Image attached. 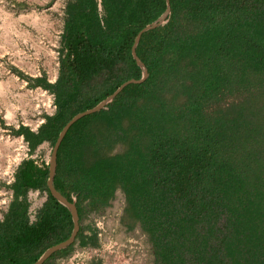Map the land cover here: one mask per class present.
<instances>
[{"label":"trees","instance_id":"obj_1","mask_svg":"<svg viewBox=\"0 0 264 264\" xmlns=\"http://www.w3.org/2000/svg\"><path fill=\"white\" fill-rule=\"evenodd\" d=\"M168 2L164 22L135 46L146 78L75 120L58 144L52 185L74 203L78 230L41 264L75 245L97 247L85 220L116 189L120 221L145 234L151 264H264V0ZM164 8V0H65L55 80L14 70L54 97L35 132L9 127L29 154L44 141L51 148L74 114L140 77L130 46ZM47 173L39 156L16 166L0 264H30L69 236L70 214L48 193ZM28 188L46 193L31 223Z\"/></svg>","mask_w":264,"mask_h":264},{"label":"rangeland","instance_id":"obj_2","mask_svg":"<svg viewBox=\"0 0 264 264\" xmlns=\"http://www.w3.org/2000/svg\"><path fill=\"white\" fill-rule=\"evenodd\" d=\"M64 3L65 0H0V219L11 197L7 186L18 163L33 157L31 154L48 156L43 162H49L48 142H42L29 154L22 136L12 135L9 127L22 125L36 131L45 116L55 111L53 94L30 86L14 70L29 77L44 74L50 83L55 80ZM45 196L44 191L28 190L29 219L35 220ZM122 207V193L116 189L109 204L85 220L91 224L98 246L75 245L69 256L54 264H90L94 258L102 264H151L145 234L137 224L127 228L121 223Z\"/></svg>","mask_w":264,"mask_h":264},{"label":"water","instance_id":"obj_3","mask_svg":"<svg viewBox=\"0 0 264 264\" xmlns=\"http://www.w3.org/2000/svg\"><path fill=\"white\" fill-rule=\"evenodd\" d=\"M165 2V8L164 10L160 13V15L153 21H151L150 23L146 24L145 26H143L140 30H138L133 38L132 44L130 46V54L135 62V64L140 68V77L138 79H128L124 82H122L120 85H118L115 90L110 93L108 96H106L104 99H102L101 101H99L97 104H95L93 107L83 110L81 112H78L76 114H74L60 129V131L57 134V137L51 147L50 150V155H49V162H48V173H47V179L45 181L46 184V188L48 193L59 203H61L63 206H65V208L68 210L69 214H70V218H71V222H72V228L70 231L69 236L48 247L47 249H45L43 251V253L32 263L30 264H41L51 253H53L54 251L60 250L62 248L67 247L68 245H70L72 243V241L74 240V237L76 235V232L78 230V219H77V213H76V209L74 206L73 202H68L52 185V178H53V174H54V168H55V153H56V149L58 147V144L61 140V138L63 137L64 133L66 132L67 128L78 118L96 112L98 110H100L101 108H103L105 106V104H107L108 102H110L113 97L127 84L129 83H140L142 82L147 75V71L146 68L144 66V64L140 61V59L137 57V55L135 54V46L139 40V37L141 35L142 32L150 30L155 28L157 25L161 24L164 22L168 12H169V2L168 0H164Z\"/></svg>","mask_w":264,"mask_h":264},{"label":"crops","instance_id":"obj_4","mask_svg":"<svg viewBox=\"0 0 264 264\" xmlns=\"http://www.w3.org/2000/svg\"><path fill=\"white\" fill-rule=\"evenodd\" d=\"M29 129H30V128H29ZM30 130H31V129H30ZM31 131H33V130H31ZM33 132H35V131H33ZM33 152H34V151H33ZM31 156L35 157V156H37V155H35V154L32 155V154H31ZM45 158H48V156H45V155H42V156H41V160H42V161H44ZM29 189H34V188H28L27 191H26V193H25V199H26V201H27V203H28L27 211H26V216H27L28 222L31 223V222H33V221H30L29 216H28V208H29L30 202H29L28 197H27V192H28ZM37 190H38V189H37ZM10 196H11V194H10ZM45 199H46V196H45ZM45 199H44L43 201H41L40 206H41L42 203L45 201ZM39 208H40V207H39ZM38 210H39V209H38ZM1 218H2V217H1Z\"/></svg>","mask_w":264,"mask_h":264},{"label":"bare ground","instance_id":"obj_5","mask_svg":"<svg viewBox=\"0 0 264 264\" xmlns=\"http://www.w3.org/2000/svg\"><path fill=\"white\" fill-rule=\"evenodd\" d=\"M17 155H18V154H17ZM34 196H35V195H34ZM34 196H33V197H34ZM30 221H33V220L30 219Z\"/></svg>","mask_w":264,"mask_h":264}]
</instances>
